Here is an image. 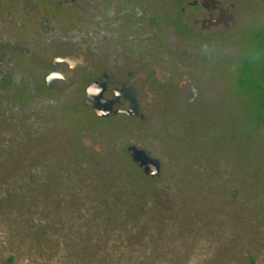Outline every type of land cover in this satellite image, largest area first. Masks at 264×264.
Returning <instances> with one entry per match:
<instances>
[{
  "label": "rangeland",
  "instance_id": "rangeland-1",
  "mask_svg": "<svg viewBox=\"0 0 264 264\" xmlns=\"http://www.w3.org/2000/svg\"><path fill=\"white\" fill-rule=\"evenodd\" d=\"M222 1L235 5V27L186 45L199 55L196 102L175 119L107 127L109 141L117 144L123 129L159 153L158 178L126 160L99 167L76 152L77 182L59 181L66 168L53 134L71 138L62 127L78 117L56 118L47 100L10 108L0 98V264H264V130L227 68L248 41L256 50L250 38L264 26V0ZM24 5L6 0L2 18ZM9 47L19 50L21 40ZM202 101L212 113L195 109Z\"/></svg>",
  "mask_w": 264,
  "mask_h": 264
},
{
  "label": "flooded vegetation",
  "instance_id": "flooded-vegetation-1",
  "mask_svg": "<svg viewBox=\"0 0 264 264\" xmlns=\"http://www.w3.org/2000/svg\"><path fill=\"white\" fill-rule=\"evenodd\" d=\"M5 1L0 0V7ZM24 2L14 19L2 18L0 13V98L10 108L25 106L29 100H47L56 118L72 122L78 117L77 127H62L71 138L65 132H61L63 139L54 135L60 127L52 133L53 145L60 140L55 161L59 168H66L57 171L63 179L59 181L77 182L71 176L76 152L99 167L118 166L126 160L140 170L136 159L148 153L158 157L162 173L159 153L123 129L117 144L110 142L107 127L111 121L122 128L119 121L138 126L183 116L189 103L196 102L203 83L199 55L191 47L233 29L238 18L235 5L222 0ZM14 24L17 27L11 31ZM263 33L264 26L250 40H258ZM14 39L21 40L19 50L9 47ZM189 40L190 49L186 47ZM249 50L250 41L243 54ZM244 55L227 68L236 72L237 94L247 97L237 81ZM90 87L99 93H89ZM207 107L203 101L195 105L202 113H212Z\"/></svg>",
  "mask_w": 264,
  "mask_h": 264
},
{
  "label": "trees",
  "instance_id": "trees-1",
  "mask_svg": "<svg viewBox=\"0 0 264 264\" xmlns=\"http://www.w3.org/2000/svg\"><path fill=\"white\" fill-rule=\"evenodd\" d=\"M255 49L249 50L237 71L239 90L252 97L255 122L264 130V33L255 40Z\"/></svg>",
  "mask_w": 264,
  "mask_h": 264
},
{
  "label": "water",
  "instance_id": "water-1",
  "mask_svg": "<svg viewBox=\"0 0 264 264\" xmlns=\"http://www.w3.org/2000/svg\"><path fill=\"white\" fill-rule=\"evenodd\" d=\"M226 20V19H225ZM223 21V20H222ZM224 24H227L226 21H223ZM139 162L144 173L150 177H158L161 174V164L157 156H151L150 154H143L138 156L136 159Z\"/></svg>",
  "mask_w": 264,
  "mask_h": 264
},
{
  "label": "clouds",
  "instance_id": "clouds-1",
  "mask_svg": "<svg viewBox=\"0 0 264 264\" xmlns=\"http://www.w3.org/2000/svg\"><path fill=\"white\" fill-rule=\"evenodd\" d=\"M52 78H53V77H49V80H51ZM87 91H88L89 93H96V94L99 93V89H98V88H95V87H90V88L87 89Z\"/></svg>",
  "mask_w": 264,
  "mask_h": 264
}]
</instances>
